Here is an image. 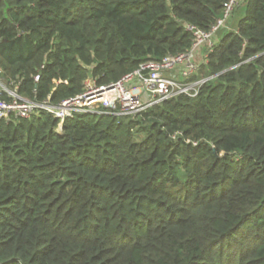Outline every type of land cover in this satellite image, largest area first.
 <instances>
[{"label": "trees", "instance_id": "16d2710c", "mask_svg": "<svg viewBox=\"0 0 264 264\" xmlns=\"http://www.w3.org/2000/svg\"><path fill=\"white\" fill-rule=\"evenodd\" d=\"M227 2L0 0V86L58 106L187 51ZM199 79L60 135L45 111L1 120L0 264H264V0H240Z\"/></svg>", "mask_w": 264, "mask_h": 264}, {"label": "built area", "instance_id": "2783aa9c", "mask_svg": "<svg viewBox=\"0 0 264 264\" xmlns=\"http://www.w3.org/2000/svg\"><path fill=\"white\" fill-rule=\"evenodd\" d=\"M239 2L228 0L223 6L222 16L207 30L185 25V31L192 38L187 51L169 54L160 60H147L109 85H100L96 79L88 78L77 96L62 101L58 106H50L48 101L42 104L28 102L16 93H9V100L0 98V121H9L11 116L30 119L43 110L58 121L55 129L58 134L65 121L79 113L136 118L174 95L195 97L206 79L192 81L191 78L207 63L208 55L218 41V32L229 29L228 21ZM2 91L5 89L0 86Z\"/></svg>", "mask_w": 264, "mask_h": 264}, {"label": "rangeland", "instance_id": "374dc122", "mask_svg": "<svg viewBox=\"0 0 264 264\" xmlns=\"http://www.w3.org/2000/svg\"><path fill=\"white\" fill-rule=\"evenodd\" d=\"M233 14V13H232ZM232 17V16H231ZM230 22H231V18H230V20L228 21V25L230 24ZM233 28V27H232ZM224 33V29L223 30H220L219 32H218V39L221 37V35ZM57 130V129H56ZM62 133V131H59V133L58 134H61Z\"/></svg>", "mask_w": 264, "mask_h": 264}, {"label": "bare ground", "instance_id": "6f19581e", "mask_svg": "<svg viewBox=\"0 0 264 264\" xmlns=\"http://www.w3.org/2000/svg\"><path fill=\"white\" fill-rule=\"evenodd\" d=\"M5 89V88H4ZM4 92H6L8 95H9V93H16L15 91H8V90H6L5 89V91ZM17 94V93H16ZM18 95V94H17ZM9 97H10V95H9ZM20 97V96H19ZM37 104V103H36ZM51 106V105H50ZM55 107V106H54ZM43 111V110H42ZM47 113V112H46ZM86 113V112H85ZM49 114V113H48ZM50 115V114H49ZM2 121H4V120H2Z\"/></svg>", "mask_w": 264, "mask_h": 264}]
</instances>
